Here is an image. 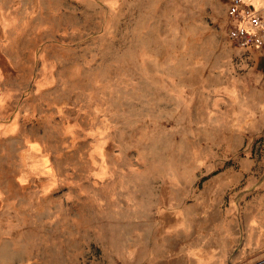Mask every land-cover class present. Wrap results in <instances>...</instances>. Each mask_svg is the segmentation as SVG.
<instances>
[{
    "label": "rangeland",
    "instance_id": "obj_1",
    "mask_svg": "<svg viewBox=\"0 0 264 264\" xmlns=\"http://www.w3.org/2000/svg\"><path fill=\"white\" fill-rule=\"evenodd\" d=\"M227 2L0 0V264H264V48Z\"/></svg>",
    "mask_w": 264,
    "mask_h": 264
},
{
    "label": "built area",
    "instance_id": "obj_2",
    "mask_svg": "<svg viewBox=\"0 0 264 264\" xmlns=\"http://www.w3.org/2000/svg\"><path fill=\"white\" fill-rule=\"evenodd\" d=\"M227 9L231 21L229 39L241 48H264V11L246 0H230Z\"/></svg>",
    "mask_w": 264,
    "mask_h": 264
},
{
    "label": "crops",
    "instance_id": "obj_3",
    "mask_svg": "<svg viewBox=\"0 0 264 264\" xmlns=\"http://www.w3.org/2000/svg\"><path fill=\"white\" fill-rule=\"evenodd\" d=\"M230 0H228L227 2V7H228V3ZM256 3H258V6H260L261 10L264 11V0H254Z\"/></svg>",
    "mask_w": 264,
    "mask_h": 264
}]
</instances>
